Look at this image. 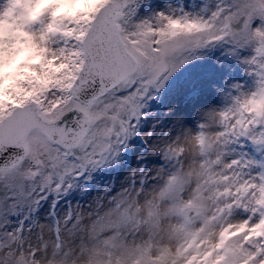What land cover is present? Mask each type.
<instances>
[{"label": "snow or ice", "instance_id": "1", "mask_svg": "<svg viewBox=\"0 0 264 264\" xmlns=\"http://www.w3.org/2000/svg\"><path fill=\"white\" fill-rule=\"evenodd\" d=\"M23 3L0 264H264V0Z\"/></svg>", "mask_w": 264, "mask_h": 264}, {"label": "clouds", "instance_id": "2", "mask_svg": "<svg viewBox=\"0 0 264 264\" xmlns=\"http://www.w3.org/2000/svg\"><path fill=\"white\" fill-rule=\"evenodd\" d=\"M48 3V0H42V3L37 8V12ZM25 5L23 0H12L11 3L8 2L3 12H0V32L7 33L11 26L17 23V18L21 15L24 10ZM80 5L76 6V9L79 10ZM11 9L9 12L8 10ZM67 9L61 8L58 11H66ZM3 13H8L4 15ZM21 51L15 57L13 63L15 64L17 61L23 59L27 55L30 54V50L27 47V43H19L17 45ZM20 71L27 73L29 70L27 68L21 69ZM20 79H24V76H21ZM7 83V81H6ZM0 99H8L7 96L3 95V92L0 91Z\"/></svg>", "mask_w": 264, "mask_h": 264}, {"label": "rangeland", "instance_id": "3", "mask_svg": "<svg viewBox=\"0 0 264 264\" xmlns=\"http://www.w3.org/2000/svg\"><path fill=\"white\" fill-rule=\"evenodd\" d=\"M157 2H164V0H157ZM8 4V0H0V12H3L6 5ZM43 19V22L46 24L50 21V18L46 15ZM41 27L40 24H36L32 26L33 31H37Z\"/></svg>", "mask_w": 264, "mask_h": 264}]
</instances>
